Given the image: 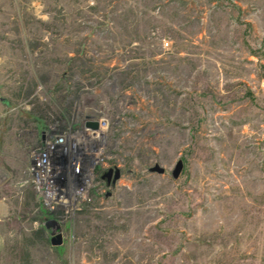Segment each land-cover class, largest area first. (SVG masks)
Masks as SVG:
<instances>
[{
  "label": "rangeland",
  "instance_id": "rangeland-1",
  "mask_svg": "<svg viewBox=\"0 0 264 264\" xmlns=\"http://www.w3.org/2000/svg\"><path fill=\"white\" fill-rule=\"evenodd\" d=\"M0 264H264V0H0Z\"/></svg>",
  "mask_w": 264,
  "mask_h": 264
},
{
  "label": "built area",
  "instance_id": "built-area-1",
  "mask_svg": "<svg viewBox=\"0 0 264 264\" xmlns=\"http://www.w3.org/2000/svg\"><path fill=\"white\" fill-rule=\"evenodd\" d=\"M57 137L50 134L46 136L45 142L34 150L33 171L38 181L42 174L49 171V167L54 162L65 160L64 153L57 148ZM65 180V179H61Z\"/></svg>",
  "mask_w": 264,
  "mask_h": 264
},
{
  "label": "water",
  "instance_id": "water-1",
  "mask_svg": "<svg viewBox=\"0 0 264 264\" xmlns=\"http://www.w3.org/2000/svg\"><path fill=\"white\" fill-rule=\"evenodd\" d=\"M94 127L97 126L96 123L92 124ZM181 167H182V164L181 162L178 163L176 169H175V172H174V177H177V175L179 174L180 170H181ZM61 243V239L60 237H58V239L54 242V244H60Z\"/></svg>",
  "mask_w": 264,
  "mask_h": 264
},
{
  "label": "bare ground",
  "instance_id": "bare-ground-1",
  "mask_svg": "<svg viewBox=\"0 0 264 264\" xmlns=\"http://www.w3.org/2000/svg\"><path fill=\"white\" fill-rule=\"evenodd\" d=\"M105 128V127H104ZM106 130V129H105ZM105 133V132H104Z\"/></svg>",
  "mask_w": 264,
  "mask_h": 264
}]
</instances>
